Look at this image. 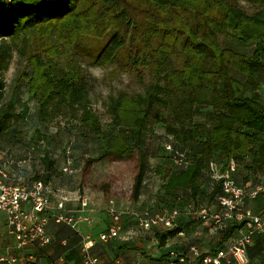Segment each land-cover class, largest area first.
<instances>
[{"label": "trees", "instance_id": "obj_1", "mask_svg": "<svg viewBox=\"0 0 264 264\" xmlns=\"http://www.w3.org/2000/svg\"><path fill=\"white\" fill-rule=\"evenodd\" d=\"M239 1L258 9L249 13L238 5ZM248 45L253 46L251 52L246 49ZM65 48L79 50L100 67L114 66L116 70L136 73L140 79L144 70H148L151 84L144 95L121 93L112 99L108 106L112 124L106 130L88 100L91 76L56 62L65 54ZM15 49L32 68L31 75L25 77L29 79L30 94L38 102L40 122L52 121L62 109H68L90 134L102 138L104 155L125 157L137 150L138 166L130 197L133 202L140 201L151 171L148 149L144 147L147 132L166 123L168 114L180 107L176 101L190 108L196 104L210 106L213 110L209 113L210 126L195 125L192 130L183 128L180 132L169 130L181 134L185 143L197 141L198 148L187 159L186 166H178L164 145L167 156L154 169L156 175L165 179L162 200L167 201L158 204L155 210L145 208L140 213L120 210L124 212L123 224L124 218L129 217L143 230L139 218L145 211L156 214L179 209L181 213L172 228L158 226L145 230L160 234V247L171 237L185 235V225L190 223L209 226L221 233L214 250L205 251L193 245L201 250L202 257L232 242L244 222L230 221L222 227L205 225L194 210L201 205L217 204L221 188L208 175V169L212 157L217 159L218 151L228 157L227 161L237 160L236 177L240 183L251 182L253 187L256 179L259 180L256 185L264 183L261 177L264 175V104L258 94L264 86V0H13L3 4L0 7V134L10 129L16 116L14 103L5 100L3 78ZM208 92L210 96L206 98ZM168 143L178 149L174 142ZM44 161L53 169L50 158L45 157ZM171 162L176 170H168ZM206 177L211 180L212 189L205 202L182 205L178 191H188L197 199L203 194ZM9 181L13 182L11 178ZM35 181L49 187L54 201L62 192H68L43 178L23 185ZM245 204L254 213H263L264 193L246 199ZM107 213L111 219L109 210ZM109 224L110 220L102 232L108 230ZM262 240L264 233L257 234L248 245V264ZM193 246L176 256L171 253L162 256L153 264L181 257L186 259L184 264H191L195 261ZM220 264L228 262L223 260Z\"/></svg>", "mask_w": 264, "mask_h": 264}, {"label": "rangeland", "instance_id": "obj_2", "mask_svg": "<svg viewBox=\"0 0 264 264\" xmlns=\"http://www.w3.org/2000/svg\"><path fill=\"white\" fill-rule=\"evenodd\" d=\"M238 5L249 13L258 9L245 1H239ZM221 41L226 46L223 38ZM246 49L251 52L253 46L248 45ZM64 50L65 54L56 62L64 68L71 66L82 74L91 76V82L88 84V100L106 130L112 124V117L108 112L112 99H116L121 93L144 95L151 84L148 70H144L140 79L136 73L116 70L114 66L100 67L77 49ZM31 72L32 68L22 58L18 49H15L8 68L3 71V78L6 83L5 100L14 103L16 116L11 121L10 129L5 134H0V162L5 166L14 183L29 184L36 178L46 179L53 185L70 192L71 196L87 194L93 204L95 203L94 206L91 204V207L103 208L101 210L107 216L108 204L112 199L115 200L117 208L135 213H140L145 208L155 210L158 204L166 202L167 200H162L165 193L163 189L165 179L156 175L154 169L155 165L162 163L167 156L163 149L164 145L174 142L188 160L198 148L197 141L185 143L181 134H172L169 130L175 129L180 132L183 128L192 130L195 125L210 126L212 123L209 113L213 110L210 106L196 104L190 108L188 104L181 106L180 102L176 101L180 107L168 114L166 123H161L147 132L144 147L148 149L151 171L144 182L140 201L133 202L130 197L138 166L137 150H133L131 155L125 157L104 155L101 150L102 138L90 134L78 117H74L73 111L68 109H62L52 121L40 122L38 102L30 94L29 79L25 77L30 76ZM234 74L237 77L241 76L238 73ZM248 94L251 95L250 92ZM258 94L264 104V86L260 87ZM209 96V92L205 94L206 98ZM38 131L41 134H38ZM117 133L118 131L115 130L114 134ZM216 156L217 159L214 160L215 156H213L212 161H219L221 164L227 162L228 157L223 152H216ZM45 157L50 158L53 169L46 165ZM90 160L94 161L91 163ZM168 165L170 171L177 169L172 162ZM66 168L72 169L73 173L65 171ZM208 177L204 178L202 185L204 191L197 199H194L188 191H178L182 205L192 206L194 202H205L212 189ZM261 177L264 181V175ZM255 183H259V180L256 179ZM129 226L130 229L139 232L138 228L136 230V221ZM185 230V238L189 240L187 248L195 244L206 246L208 250L217 247L221 233L216 229L210 230V227L207 229L202 224L190 223L185 225ZM147 235L150 243L153 242L151 253H155L156 249L160 248V234L157 236L152 230ZM255 250V257L250 264H264V240L255 247ZM145 256L148 259L152 258L147 254Z\"/></svg>", "mask_w": 264, "mask_h": 264}, {"label": "built area", "instance_id": "obj_3", "mask_svg": "<svg viewBox=\"0 0 264 264\" xmlns=\"http://www.w3.org/2000/svg\"><path fill=\"white\" fill-rule=\"evenodd\" d=\"M13 0H0V7ZM165 149L172 154L173 162L178 166H186V155L175 149L172 143H166ZM65 171L72 172L66 168ZM238 162L235 158L221 164L212 161L208 175L221 188L217 196V204L213 206L201 205L195 208L194 214L205 225L222 227L226 222H244L236 237L227 247L217 250L214 254L202 257L201 250L193 246L191 251L195 261L191 264H220L226 260L228 264H248L247 247L252 243L255 235L264 233V212L257 214L245 205L246 199L255 198L259 193H264V183L253 187L251 182L242 184L238 181ZM9 172L0 162V264H36L35 255L32 253L16 254L30 246L44 247L52 243L53 237L49 232L51 220L64 223L78 229L82 222L91 223L92 217L85 212L92 211L91 198L87 195H77L78 208L70 209L67 203L70 197L64 192L57 200L51 198V190L42 181H35L31 185L10 182ZM80 194V193H79ZM111 214L110 224L106 232L99 234L102 242L111 239L125 238L123 231V211L115 206V200L108 204ZM83 213V214H82ZM179 209L151 214L145 211L139 218V226L143 230L153 227L172 228L180 215ZM9 241L5 247L1 241ZM202 259L199 261V258ZM186 259L170 260L161 264H184ZM81 264H103L99 256L85 251ZM117 264V263H109Z\"/></svg>", "mask_w": 264, "mask_h": 264}, {"label": "crops", "instance_id": "obj_4", "mask_svg": "<svg viewBox=\"0 0 264 264\" xmlns=\"http://www.w3.org/2000/svg\"><path fill=\"white\" fill-rule=\"evenodd\" d=\"M66 194L70 197L67 206L76 210L79 205L77 195L71 196L67 192ZM91 204H93L92 199ZM101 209L103 208H92V211L85 212V214H90L92 221L91 223H80L77 226L78 229L51 220L49 224V232L53 237L51 244L44 247L34 245L12 253H32L35 255L36 264H81L86 250L99 256L103 264H153L157 261L156 259L162 256L167 257L170 253L172 256H176L188 250L187 243L189 240L185 238V235H177L169 238L166 245L156 249L155 253H151L153 242L150 243L149 241L147 235L149 231L139 230L138 232L137 226V231L130 229L129 225L134 222V219H129V217L124 218L122 236L125 238L102 242L98 239V234L106 229L110 219ZM2 217L3 215L0 214V218ZM208 227L205 226L207 229ZM1 243L5 247L10 242L2 240ZM199 247L208 251L206 246ZM146 254L152 258L148 259Z\"/></svg>", "mask_w": 264, "mask_h": 264}]
</instances>
